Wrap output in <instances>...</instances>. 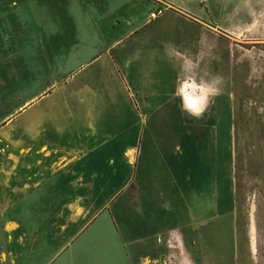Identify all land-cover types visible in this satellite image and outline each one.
<instances>
[{
  "label": "rangeland",
  "instance_id": "374dc122",
  "mask_svg": "<svg viewBox=\"0 0 264 264\" xmlns=\"http://www.w3.org/2000/svg\"><path fill=\"white\" fill-rule=\"evenodd\" d=\"M195 1L201 10L208 8L210 2H214ZM107 2L115 5L117 0ZM188 2V5L197 7L192 0ZM215 2L219 5L218 0ZM84 4L93 16L94 9L87 1L82 3V0H0L2 173L11 175L18 167L20 159H24L23 168H27L26 158L29 152L35 154L38 166L47 158L48 163L53 158V161L59 160L57 152L51 154L50 138L46 136L48 133L45 124H66L71 119L73 122L82 119L84 126L88 125L96 135L101 133V113H108L96 109L99 103L109 105L113 89L124 90L127 83L133 92V103H138L140 90L158 87L157 83L161 78V62L158 58L154 63H150L152 70L149 71V78L141 76V72H138L139 63H133L126 80L120 73L113 76L109 74L111 69L107 70L101 65V61L88 60L87 64H84V59H91L87 58L88 55L83 59H69L67 63L61 64L53 60L52 53L60 50L61 42L66 44L86 37H103V31L83 29L85 20L88 19L85 15L87 12L83 9ZM140 5L142 11H145L143 7L147 10L145 21H151L143 26L140 33L130 38L137 39V46L140 42H146L149 49L160 48L162 52L165 44L170 42L178 46L185 40L188 43L197 41L198 35L194 25L171 10L165 11L166 7H171L169 0H142ZM234 8L235 6L231 10L228 9L226 21L218 14L212 15L211 25L226 26L228 31L213 30L209 27L215 32L212 35L214 44L221 45L224 53L222 58L228 76L226 94L217 96L200 119L189 117L182 113L179 107L176 108L172 111L171 118L174 119L170 120L168 116H164L166 124L151 128L148 134L153 137L150 136L149 141L144 143L140 141V128L132 126L129 129L124 122H116L107 132L111 138L113 135L117 138L115 143L111 141V146L115 144L116 157L107 160L100 155L90 159L86 157V153L79 161L83 162L85 170L84 182L88 179L87 172L96 170L95 172L102 174L107 171L106 164L115 166L117 189L70 191L67 192L64 202H61L59 192L55 198L60 199L53 200L54 204L47 206L45 202H40L36 209H39V214H36L34 220L28 221L30 218L24 212L26 221L20 224L18 236L7 233L5 227L7 225L10 229L11 225L3 221L0 213V258H4V263L0 264H46L50 259L59 256L62 247H70L80 234L87 231L91 245L103 236L108 244L113 239L116 243L124 233V219L120 216L123 217L125 207H133L132 210L127 209L128 218L141 219V200L154 193L149 191L147 186L155 175L149 174L147 169H159L165 184L177 183L179 168L187 155L203 161L207 166V173L211 174L204 202L199 201V197L197 199L196 215L203 216L200 214H209L210 211L212 215L225 219L227 235L224 237V249L228 253V264H264V21L252 31L233 28L229 18ZM160 9L164 14L150 16L152 12H158ZM131 19L134 23L136 16H131ZM75 20V24L70 26L69 22ZM244 20L250 22L247 16H244ZM199 23L202 27L206 26L202 19ZM113 26L115 27V24ZM68 27L70 28L67 29ZM107 33H111L110 30ZM145 51L146 49L144 54ZM81 67L85 68L75 75L76 70ZM220 98L225 99L226 110H219ZM32 102L34 104L27 107ZM93 104H98L95 111L90 109ZM66 108L71 112H67ZM114 110H118V107ZM98 112L100 116L96 115ZM132 115L134 123V112ZM171 121L174 123L170 124ZM34 123H37V127H34ZM128 129L131 141L125 148L120 142V134H124ZM59 135L64 137L63 133ZM106 146V143L100 142V148L97 150H103ZM93 147L94 145L90 148L85 145L83 149L87 151ZM167 167L171 170H166ZM178 192L182 196L180 191L176 193ZM163 193L170 196L175 192L168 190ZM177 201L178 199L175 200ZM79 203L83 204L75 206ZM154 204L157 205L156 202ZM109 210H116L118 214L115 223ZM99 218L101 226L97 229L90 228ZM188 226H182L179 230L168 228L158 232L157 238L163 247H173L176 242L173 235L177 231L180 237L177 244L183 252V247H198L200 254L192 255V261L208 263L203 261L206 256L202 254L204 241L200 238V232ZM151 233L155 232L147 234L154 235ZM139 245L140 242L135 245L134 261L139 260V253L144 251ZM69 253L70 250L65 252L61 264H72ZM180 257L183 261L185 255ZM169 258L164 256V261L172 262ZM173 258L176 260L177 256Z\"/></svg>",
  "mask_w": 264,
  "mask_h": 264
},
{
  "label": "crops",
  "instance_id": "0c3cea01",
  "mask_svg": "<svg viewBox=\"0 0 264 264\" xmlns=\"http://www.w3.org/2000/svg\"><path fill=\"white\" fill-rule=\"evenodd\" d=\"M84 1H87L94 11L92 16L87 9V5L85 6L84 4L83 9L87 12L85 15L88 19H86L87 21L85 20L83 29L103 31V37L98 39L86 37L66 44L61 42L59 44L60 50L57 53H52L53 60L61 64L67 63L69 59H83L88 55L87 58L91 59H84V64H87L88 60H91V62L101 61L103 63L101 65L107 70L108 68L111 69V71H108L109 74L113 76L120 73V76L126 80L129 77L133 63H139L140 69L138 72H141V76L149 78V71L150 69L152 70L150 63H154L153 61L158 58V61L161 62L159 70L161 78L157 83L158 87L156 89L147 88V90H140L141 94L138 103H133L131 99L133 92H131L129 85L126 83L124 90L113 89L114 93L109 100L108 106L99 103V106L96 104L98 106V109H96V105L93 104L90 108L92 111H95L94 109L108 111V113H101L102 119L99 123L101 133L98 132L96 135L93 134L88 125L84 126L82 119H76L75 122L71 119L66 124H58L61 126L54 123L45 124L44 127L48 133L46 136L50 138L51 154L54 155L57 152L60 156L59 160L53 161V158L48 163L47 158L43 160L41 166H38L35 154L29 152L26 158L27 168H23L24 159H20L18 167L11 175L0 171V213L3 221L11 225L10 229L7 228V225L5 227L9 235H19L20 224L26 221L23 216L24 212L30 218L28 221L34 220L36 214H39V209L38 211L36 209L41 204L40 202H45L44 204H47V206L54 204L53 200L57 199L56 201H59L60 199L55 198L59 192L61 202H64L67 192L70 191L116 190L115 166L111 167L110 164H106L107 171L102 172V174L95 172L96 170L87 172L86 178L88 179L84 182L85 170L82 166L83 162L79 160H82L86 153V157L90 159L97 158L100 155V157L107 160L116 157L115 144L111 146V141L115 143L117 138L115 139V135H111L113 137L111 138L110 134L107 133L110 128L115 126L116 122H124L129 129L132 126L140 128V141L142 143L149 141V137H153L148 134L151 132V128L166 124L163 119L164 116H168L170 120L174 119L171 118L173 116L172 111L180 106L179 97L174 95L179 69L173 67L172 62L165 55V50L161 52L160 48L157 50L149 49L146 42L144 44L140 42L137 46V39H130L140 33L143 26L151 21H145L147 10L146 7H143L145 11H142V5H140L142 0H117L115 5H111L107 0H82V3ZM169 1L171 7H166L165 11L171 10L194 25L198 39L195 43L189 41L192 45L185 39V42L178 46L171 42L168 44H174L181 51L191 55H195L202 48L206 56L201 64V71L209 75L222 76L225 81L222 93L226 94L228 76L225 61L222 58L224 53L221 45L214 44L212 35L215 33L213 30H228L226 26L222 27L219 25L214 27L211 22L212 15L215 16L217 14L222 20L225 19L226 21L228 9L231 10L234 6L236 7L238 0H218L219 5L214 0V2H210L208 8L204 7V10H201V7L199 8L195 0H192L193 3L197 4L195 8L191 4H187L189 3L188 0ZM133 15L136 16L134 23H132L131 19ZM201 19L208 27H202L199 23ZM75 22L76 20L69 22L70 26H72V23L75 24ZM114 24L115 27L113 26ZM209 27L213 30L209 29ZM71 28L77 30L75 27ZM109 30L111 33H107ZM201 37H203V40H201ZM144 49H146L145 54L143 53ZM158 51L160 52L158 53ZM84 68L77 69L75 75ZM141 88L143 87L141 86ZM103 101H105V98ZM32 104L34 102L27 107ZM85 106H88V104H85ZM116 107H118V110H114ZM226 107L225 99L220 98L219 110H226ZM66 109L67 112H71L68 108ZM133 112L135 114L134 123H132ZM96 115L100 116L99 112ZM121 119L124 121H121ZM173 123L174 121L170 122V124ZM40 125L39 123L38 126ZM35 126L37 127V123H34ZM129 129L124 134H120L122 136L120 142L123 143L125 148L126 144L131 141ZM59 133H63L64 137H61ZM100 142L107 144L106 147L102 148L103 150H97L100 148ZM85 145L89 148L92 145L94 147L85 151L83 149ZM108 169H111V171H108ZM167 169L171 170L169 167ZM147 171L149 174L155 175L147 186V189L154 193H150L145 199L141 200L142 203L139 205V209L143 210L141 219L133 218L131 220L130 217L128 218L126 215L127 209L132 210L133 207H125L123 217L120 216V218L124 219V233L116 243L115 239H113L108 244L105 236H103L99 237V241L91 245L87 238L89 233L87 231L80 234L70 247H62L59 251V256L50 259L46 264H61V260L65 257V252L68 250H70L69 254L72 258V264H182L181 255L190 256L191 260H193L192 255L200 254L199 248L190 246L191 248L186 249V247H183L185 250L183 252L177 244V239L180 238L177 231L173 235L174 239H176L175 245L170 248L169 246L163 247L160 244V239L157 238V233L163 232L168 228L179 230L185 225H189L188 227L192 226L193 230L197 229L198 233L200 232V238L204 241L202 254L206 257L203 258V261L208 263L202 262V264H228V253L224 249V246H226L224 237L227 235L225 219L218 215H212L210 211H208L209 214L206 212L200 214L203 216L196 215L197 199L199 197V201L203 200L204 202L207 182L210 181L211 174L207 173L206 164L194 156L187 155L179 168V181L177 183L169 182L165 184L163 179H161V171L157 168L155 170L154 167H150ZM103 176L106 178H103ZM168 190L175 193L180 191L182 196H180L179 192L176 194L172 193L170 196L163 193ZM176 199L181 201V203L175 202ZM155 202L157 205L154 204ZM82 204H75V206ZM109 214L113 215L115 223L118 215L116 210L111 211ZM101 218L92 223L90 228H99L101 226ZM131 223H135V225L132 226ZM149 232H155L156 234H147ZM137 235L141 237L136 238L135 236ZM139 242V247H141V250L144 249V251L139 253L141 255L140 259L134 261L135 245ZM164 256L170 257L169 259L172 262L164 261ZM173 256H177V259L175 260ZM0 261L2 263L4 258H0ZM193 264L200 263L193 262Z\"/></svg>",
  "mask_w": 264,
  "mask_h": 264
},
{
  "label": "clouds",
  "instance_id": "9594fccd",
  "mask_svg": "<svg viewBox=\"0 0 264 264\" xmlns=\"http://www.w3.org/2000/svg\"><path fill=\"white\" fill-rule=\"evenodd\" d=\"M250 18V22L244 20ZM264 21V0H238L229 23L233 28L252 31ZM203 40V37H201ZM165 55L174 68L179 69L175 96L180 99V110L189 117L203 118L205 112L223 91L224 78L201 71L206 53L201 48L195 55L181 51L174 44H165ZM182 264H193L190 256H185Z\"/></svg>",
  "mask_w": 264,
  "mask_h": 264
},
{
  "label": "built area",
  "instance_id": "2783aa9c",
  "mask_svg": "<svg viewBox=\"0 0 264 264\" xmlns=\"http://www.w3.org/2000/svg\"><path fill=\"white\" fill-rule=\"evenodd\" d=\"M163 13V10H158V12H152L151 14H150V16L151 17H157L158 15H161Z\"/></svg>",
  "mask_w": 264,
  "mask_h": 264
}]
</instances>
